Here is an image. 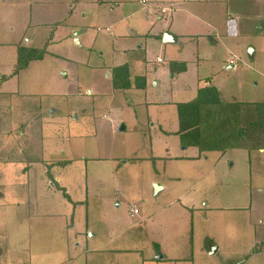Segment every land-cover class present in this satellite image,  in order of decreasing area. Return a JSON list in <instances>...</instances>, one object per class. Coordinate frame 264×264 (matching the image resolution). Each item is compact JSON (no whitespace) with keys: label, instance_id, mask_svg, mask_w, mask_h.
Returning a JSON list of instances; mask_svg holds the SVG:
<instances>
[{"label":"rangeland","instance_id":"obj_1","mask_svg":"<svg viewBox=\"0 0 264 264\" xmlns=\"http://www.w3.org/2000/svg\"><path fill=\"white\" fill-rule=\"evenodd\" d=\"M118 1L123 9H115L112 16L91 5L67 22L68 12L54 14L43 20L51 26L37 28L33 22L40 20L34 16L27 33L7 34L16 36L13 44L16 39L31 48L53 42L50 55L39 65L17 75L18 62L9 60L2 66L4 72L0 70V95L10 96L5 106L10 100L19 102L16 106L32 110L38 121L35 125L32 118L29 135L18 144L26 149L30 166L44 156L43 149L33 145L36 137L48 154L65 152L66 160L87 159L61 169L60 184L73 201L65 202L66 211L61 205L66 188L56 184L47 192L42 178L32 173L26 182L29 204L6 210L8 223L0 224V264H141L142 252L151 259L146 264H157V242L171 258H187L192 248V264H264L262 145L249 153L242 144L245 150H226L221 159L208 153L201 163L181 165L179 176L166 159L155 165L149 160L121 165L126 158L163 157L166 148L171 156L183 154L175 134L160 130L176 126L175 109L168 110L171 106L164 101L191 99L177 95L184 83L173 79L172 62H188L184 78H190L191 87L199 74H215L225 100L247 102L248 112L257 117L262 111L264 116V0H144L146 5L141 0ZM163 7L167 14H162ZM123 20L118 31H106V21ZM226 32L233 35L223 36ZM167 33L199 38L165 45L162 36ZM122 47L146 49L147 68L160 84L152 83L150 94L113 90L108 72L99 68L116 62L114 52ZM39 117L46 120L45 129ZM15 129L9 134L15 131L17 138L22 129ZM260 131L251 136V143L264 141V129ZM170 175L178 179L170 180ZM5 179L0 177V183ZM17 190L25 193L22 187ZM183 206L195 209L192 226ZM133 209L139 211L135 216ZM5 230L8 250L2 243Z\"/></svg>","mask_w":264,"mask_h":264},{"label":"crops","instance_id":"obj_2","mask_svg":"<svg viewBox=\"0 0 264 264\" xmlns=\"http://www.w3.org/2000/svg\"><path fill=\"white\" fill-rule=\"evenodd\" d=\"M0 0V70L2 72V66L5 65L6 61L13 60L16 63L19 61V51L21 50H27V49H41L45 47L47 44V53L45 54L44 58L40 61H34L29 64V66L25 69L19 72H25L26 70L30 69L31 67H35L39 65V62H42L48 55H50L49 49L51 48L53 42H47L43 47L41 48H31L28 45H22V42L17 41L16 39L14 40L15 44H13V39L16 38L14 35H10V37L7 36V34H15V32H18L21 30V33L18 32V34H23L24 32H28L30 28L32 27V18L34 16H38V19L40 21L33 22L37 28H42V27H49L51 24L46 23L43 21L45 18L54 16V14H59L62 15L64 12H68V17L65 22H67L69 19H71L73 16H78L81 14V9L82 7L88 8V6L91 5H96L98 9H101L102 7V12L108 15L112 16L113 11L117 9V11H121L123 9V3L118 0ZM140 3L142 5H146L147 2L144 0H141ZM34 4H36V8L34 9ZM40 4V5H39ZM103 5V6H102ZM164 7L162 8V14H167L163 13ZM141 12V11H140ZM108 14V15H107ZM58 15V16H59ZM57 16V15H56ZM126 17V16H125ZM148 17V16H146ZM31 19V21H30ZM148 21V19H146ZM227 20H229L227 18ZM64 21L60 22V24H64ZM104 21H102L103 23ZM110 21H106L105 25H107L106 31L111 33V30L115 28L117 31L122 28V24L125 23V20L119 21L116 23L109 24ZM58 23V22H57ZM56 23V24H57ZM55 24V25H56ZM66 24V23H65ZM64 24V25H65ZM239 26V24L237 23ZM66 26V25H65ZM212 25L210 26V28ZM237 27V26H236ZM25 28V30H24ZM97 32H101L100 28H98ZM134 33V32H133ZM218 32L216 31V34ZM215 34V35H216ZM225 37H229L230 35H233L229 32L224 33ZM238 34V29L237 33ZM166 35L171 36L170 41L168 43L164 42V36L163 37V43L165 45H177L179 44L180 40H189L191 42H196L198 40V36H192V35H174V34H169L167 33ZM75 36L79 37V34L76 33ZM143 36L150 37L149 34H145ZM24 37V36H23ZM120 39V38H118ZM162 39V38H161ZM80 39L76 40V43L80 44ZM29 44V41L27 42ZM114 54L117 57L116 62H112L110 64L111 66L107 65H102L99 68L104 69L108 72L107 77L111 79L112 83V88L115 91L119 92H137V91H142L143 93H148L150 94L151 92V86L152 83H154L155 87L159 86L160 84L157 82L156 77L152 78L151 76V70H148V59H147V51L145 48H138V49H126L122 47V49H117L115 50ZM112 53V55H114ZM159 59L162 60V58H158L157 62L159 64L163 63L159 62ZM170 72L173 74V79L175 82L178 83V81L184 83L183 87L177 88L178 96L182 97L186 94H188L191 99L188 101H175L173 98H168L164 103L166 105H169L171 107H167V109H175L176 112V126L172 131H166L163 130L160 127L161 132H163L165 135L167 134H175L176 138L178 139V144L179 147H183L181 152L183 154L178 155V156H171L170 149L166 148L164 149V156L163 157H151L149 159H139L137 157L135 158H126L125 161L121 165H127V163H131L133 165H138L140 161L144 160H149V161H154L153 165H155L156 161H161V159H166L167 163L173 164L177 167L178 170V175L181 172L180 169L181 165H187L188 163L190 164H198L201 163L202 160L208 155V153H217L219 158L221 159L224 157L229 150H238V149H228L227 151H208V152H200L198 148L196 147H184L181 144V139L180 135L178 134L180 130V119H179V109L178 105L179 104H187L191 103L197 100L198 98V91L200 90V86H204L205 83H202L203 80L209 79L214 85L218 91H221L220 87L217 86L216 82V76L215 74L204 77L203 75L199 76L196 78L197 80L194 83V86L191 87L188 83L190 81V78L185 79L184 74H187L186 72L188 71V62L183 61V62H172L170 64ZM234 68V67H232ZM4 74V73H3ZM1 76H4V75ZM18 74V75H19ZM17 76V75H16ZM3 82L5 83V78H2ZM12 81V79H10ZM179 82V83H180ZM204 84V85H203ZM156 90V89H155ZM186 91H189L188 93ZM191 95L189 94L190 92ZM223 98V95H221ZM10 96H5V95H0V130H7L8 133L7 135L5 132L0 131V159H4L3 161H0V177L4 176L6 177L5 183L2 184L0 183V224L5 225L7 222L6 220V210L10 208H22L24 206V203L28 202L29 199V191H28V182L30 176L34 172L35 174H38L42 178V185L46 188L47 192L49 191H54V188L56 187V184L61 183V178H62V170L65 169L69 166H71L74 161L81 160L86 157H82L79 159H72V160H66L65 152L57 154L56 152H51L48 154L47 149L39 144L37 138H35V143L33 142L34 146H37L38 148L43 149V154L44 156L40 157L41 162L38 163H31L33 164L32 167L30 166L29 156L27 154L26 149H20L18 147V144L22 145L20 139L26 140L25 135H29L30 133V127H31V120L32 118L36 120L35 117H32L31 112L32 110H29L26 106H16V104H20L19 102H14L10 100L8 106H5V101L4 99L8 98ZM236 102V101H235ZM242 103H247V102H242ZM36 109V108H35ZM42 109V108H41ZM36 113L41 115L43 113V110L40 113V109H36ZM22 118H28L29 122H26L25 120L23 121ZM41 119V117H39ZM177 119V120H176ZM254 119V113L251 112L249 116H247V121H251ZM45 119H41V123L39 125L41 126V129H45ZM38 121L36 120L35 125H37ZM34 125V126H35ZM256 127V126H254ZM260 127V126H258ZM16 129H22V132H19L20 138L14 137V132L12 135L9 134V130H14ZM15 129V130H16ZM261 129H264V127H261ZM258 129V130H261ZM54 130V128H53ZM264 135V134H263ZM171 136V135H170ZM264 137V136H263ZM52 139V138H51ZM32 144V142L30 143ZM193 150L194 152H191V154L188 153V151ZM245 150V149H243ZM248 150V149H247ZM18 152V153H17ZM41 152V151H40ZM249 153H251L248 150ZM11 160V158H13ZM6 158V159H5ZM8 160V161H5ZM134 160V161H132ZM208 160V158H206ZM119 169V168H118ZM118 171V170H117ZM158 172V171H157ZM164 174L165 171H164ZM172 176V177H171ZM44 178V180H43ZM52 178H55V182H49V179L51 180ZM170 180L178 179V177H173V175H170L169 177ZM1 181V180H0ZM62 187L66 188L65 195L67 197L63 196L61 199V205H64L65 211L67 210V206L65 204L66 201H69L70 203H73L71 194L69 193L67 187L63 186L60 184ZM17 187H22L25 190V193L18 191ZM58 188V187H57ZM58 191V190H57ZM27 192V194H26ZM26 196H22V195ZM8 197L11 199L10 201L8 200ZM23 197H26L25 199ZM28 198V199H27ZM27 199V200H26ZM26 200V201H25ZM64 203V204H63ZM29 204V202H28ZM18 205V206H16ZM72 205H70L69 210L71 211ZM182 209L186 210V215L188 216L190 214V225L192 226L193 223V216L195 214V209L194 208H188L187 206H183ZM1 210H3V215L1 213ZM5 210V211H4ZM133 210H138V209H133ZM139 213V211H138ZM137 213V214H138ZM135 214V215H137ZM134 215V216H135ZM133 216V214H132ZM47 217L52 218L54 220V217L56 215H47ZM30 223V219H29ZM31 224V223H30ZM72 226V224H70ZM6 229V228H5ZM30 227L28 228L29 231ZM256 228L254 227V235H255V242H256ZM8 231L5 230V234L2 237V243L3 246H5V249H9L8 244ZM154 248L156 250V253L159 255L154 259L155 261L157 260V264H175L178 261H181L183 263H191L192 264V248L190 249V255L187 258L184 259H177V258H171L168 257V255L164 252L165 249L163 245L160 242L154 243ZM257 251L258 248H256ZM215 250V251H214ZM217 247L214 248L211 252V254H215L217 252ZM121 252H133V251H121ZM156 254V255H157ZM162 254V255H161ZM118 257V254L115 255ZM141 264H146V262H151L150 258H146L143 255V252L140 253ZM191 262H190V261Z\"/></svg>","mask_w":264,"mask_h":264},{"label":"trees","instance_id":"obj_3","mask_svg":"<svg viewBox=\"0 0 264 264\" xmlns=\"http://www.w3.org/2000/svg\"><path fill=\"white\" fill-rule=\"evenodd\" d=\"M47 45L41 49L19 51V61L14 73L18 75L31 62L42 60L47 53ZM202 83L205 85L200 86L196 101L178 105L180 119L178 134L182 146L196 147L201 153L244 149L243 145H246L248 148L245 149L249 151L256 148L257 144L264 147V141L250 142L251 136L256 137L255 135L261 132L258 129L264 127V116H260L262 111L257 117L254 113V119L248 122L247 116L251 114L247 111L251 110L249 104L239 103V105L235 101L225 100L209 79L203 80Z\"/></svg>","mask_w":264,"mask_h":264},{"label":"water","instance_id":"obj_4","mask_svg":"<svg viewBox=\"0 0 264 264\" xmlns=\"http://www.w3.org/2000/svg\"><path fill=\"white\" fill-rule=\"evenodd\" d=\"M170 39H174V38H171V36L166 35V36L164 37V42H165V43H168V42L170 41ZM214 251H215V250H214Z\"/></svg>","mask_w":264,"mask_h":264},{"label":"built area","instance_id":"obj_5","mask_svg":"<svg viewBox=\"0 0 264 264\" xmlns=\"http://www.w3.org/2000/svg\"><path fill=\"white\" fill-rule=\"evenodd\" d=\"M163 13H166V10H163ZM159 62H162V60L159 59ZM132 213L135 215L138 213V210H132Z\"/></svg>","mask_w":264,"mask_h":264}]
</instances>
